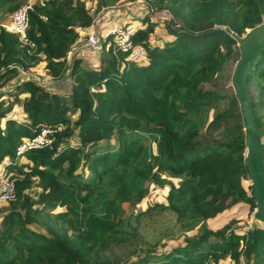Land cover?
Segmentation results:
<instances>
[{"label":"trees","instance_id":"trees-1","mask_svg":"<svg viewBox=\"0 0 264 264\" xmlns=\"http://www.w3.org/2000/svg\"><path fill=\"white\" fill-rule=\"evenodd\" d=\"M123 1L36 3L25 37L0 25V172L15 179L14 199L0 205V264H264V223L209 226L220 209L257 208L231 83L240 49L224 27L243 36L264 23V0H145L168 14L170 37L155 39L157 23L143 18L129 38L145 48L143 60L111 35L97 67L69 63L81 32ZM22 4L0 0V18ZM38 68L70 78V91L18 81ZM247 86L264 171V51ZM45 128L52 144L18 154ZM151 184L169 188L167 202L138 210ZM166 213L176 233L168 237L182 242L159 251L162 239L149 240L144 223Z\"/></svg>","mask_w":264,"mask_h":264},{"label":"rangeland","instance_id":"rangeland-1","mask_svg":"<svg viewBox=\"0 0 264 264\" xmlns=\"http://www.w3.org/2000/svg\"><path fill=\"white\" fill-rule=\"evenodd\" d=\"M43 1L46 0H22V3L32 2L35 5L36 3H41ZM104 11L100 12L97 18L98 17L101 18L102 15H104L105 13ZM11 13H8L4 15L2 18H0V25L11 24ZM114 15H119L120 18L117 17L116 20H114V22L109 25V27L102 28L103 31H106L114 27L128 28L131 31H133L136 28V26L140 24L143 18H146V16H150L151 20L157 23L155 27L154 38L157 39L156 37H162L163 39H167L170 37L169 35L166 34L165 26H164V22L165 19L168 17V14H166V12H156V11L150 12L147 2L145 0H138L135 2L130 0H125L114 9ZM96 51L97 52L95 53V55L89 57V59L91 58L90 60H86L83 58V61L84 60L86 61L85 64L83 63L85 66L88 67L94 66L93 59L95 58V56L100 55L99 53L101 50H96ZM76 54L78 55L77 52ZM237 61L232 64L231 66L232 70H234ZM71 83L72 81L70 78H65L63 83L57 86V89L60 91V93L63 94L68 93L70 91ZM14 115L20 120L24 119V114L20 108H18V110L14 112ZM174 181L178 183L179 179H174ZM245 185H248V187L252 186V181L251 180L246 181ZM168 191H169L168 187H159L155 184H151L147 196L145 197L144 201L138 206L137 209L144 210L147 209L149 206L154 205L157 202H167ZM220 210L221 211L217 213L215 217L209 220V226L212 229L222 228L228 223H230L232 220L237 221L236 227L238 228L239 231L249 229L254 222L258 223L259 225H263L261 224V222L254 221L253 218L254 211H251L250 206L245 202H241L228 210H222V209ZM172 221H173V216L166 213L164 215L152 217L150 220L144 223L143 232L149 240L156 242L157 239H162L161 242H163L164 244L159 246L158 248L159 251L166 250L182 242V237H180V235H178V237L176 236L175 238L168 237L170 235H174L175 233L170 228ZM222 264H235V263L230 258H227L222 261Z\"/></svg>","mask_w":264,"mask_h":264},{"label":"water","instance_id":"water-1","mask_svg":"<svg viewBox=\"0 0 264 264\" xmlns=\"http://www.w3.org/2000/svg\"><path fill=\"white\" fill-rule=\"evenodd\" d=\"M217 27L213 30H220ZM229 30L233 38L237 41L240 49V57L233 70L231 83L235 95L240 104L243 115L246 140V166L250 180L252 181V197L257 203L254 210V221L264 223V171L260 161V139L259 129L253 109L252 96L247 86V77L257 56L264 51V23L246 30L243 36Z\"/></svg>","mask_w":264,"mask_h":264},{"label":"built area","instance_id":"built-area-1","mask_svg":"<svg viewBox=\"0 0 264 264\" xmlns=\"http://www.w3.org/2000/svg\"><path fill=\"white\" fill-rule=\"evenodd\" d=\"M34 9V3L25 2L11 13V24L5 25L15 32L19 33L22 37L26 36V31L29 25V12ZM131 30H125L124 28H110L103 31L97 21L95 20L91 26L81 32L80 41L84 48L101 50L104 39H107L111 35L116 36V45L121 47L124 51H131L129 58L133 61H141L146 57V50L143 46L132 47L129 43ZM84 35V36H83ZM77 56L75 49H72L68 54V62L72 63ZM51 129H43V131L32 139H26L19 147L18 154L30 148L42 147L50 145L53 142ZM7 163H10L7 160ZM0 205L6 203L15 197V179L12 175L4 174V169L1 168L0 172Z\"/></svg>","mask_w":264,"mask_h":264},{"label":"crops","instance_id":"crops-1","mask_svg":"<svg viewBox=\"0 0 264 264\" xmlns=\"http://www.w3.org/2000/svg\"><path fill=\"white\" fill-rule=\"evenodd\" d=\"M115 8L116 7L104 11L105 12L104 15H102L101 18H99V17L97 18L96 21H97V23L101 29L104 27H109V25L112 24L114 22V20H116L117 17L120 18L119 15H114V9ZM74 49H75V52L78 53L79 57H82L86 60H90L91 58L89 59V57H91L92 55H95V53L97 52L94 49L84 48L82 46V42L80 40H79L78 45ZM99 57H100V55L95 56V58L93 59V63H94L93 67H97L99 65ZM85 62L86 61L84 60L83 63L85 64ZM38 75H40V76H38ZM25 78H34L35 80L40 81L44 85L48 86L51 90L58 91V92H60V91L57 89V86L60 85L61 83H63V81H64V79L63 80L52 79L50 77V75L45 70H43L41 68L33 69L29 73L21 74L18 81L25 79ZM15 84L16 83L10 85V88H12Z\"/></svg>","mask_w":264,"mask_h":264}]
</instances>
